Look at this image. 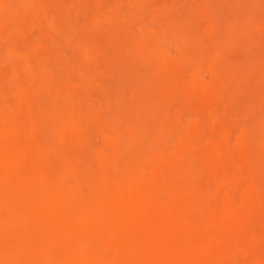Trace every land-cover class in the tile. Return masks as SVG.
Here are the masks:
<instances>
[{
	"label": "bare ground",
	"instance_id": "obj_1",
	"mask_svg": "<svg viewBox=\"0 0 264 264\" xmlns=\"http://www.w3.org/2000/svg\"><path fill=\"white\" fill-rule=\"evenodd\" d=\"M113 1H115V0H113ZM124 1H126V0H124ZM135 1H139V0H135ZM117 2H118V0H116V3ZM126 2H124V4H122V5H124V7H122V6L121 7L124 9L125 8H127V9H125V10L122 9V10H123V12L124 11L127 12L129 9L127 14H130V13L132 14V11H130V10H132V8H134V6L133 7L132 6L127 7L125 5ZM164 2H166V1H164ZM46 3H47V1H46ZM57 3L55 2V4H57ZM36 4H37L36 0H0V34L5 36V37L6 36L10 37V38L13 37L14 32L11 30L13 28H10L9 24L13 23V22H14V24H15V22L22 23L23 18H25L27 14L30 15V14L34 13L33 11H34V7H36ZM112 4H113V2L109 3L108 5L110 6ZM236 5H237V3H236ZM48 6L50 8V5H48ZM93 6H94V4H93ZM145 6H148V4ZM130 7H132V8L130 9ZM144 8L146 9V7H144ZM147 9H148V7H147ZM198 9L196 12H199L200 9L199 10ZM135 10L136 9H134L133 12ZM148 11H150V9ZM156 12H158V11H156ZM189 12H187V13H189ZM191 14H192V10H191ZM191 14H190V16H191ZM194 14L197 15V13H194ZM194 14L192 15V17L194 16ZM135 15H137V14H135ZM148 15L150 17V13H148ZM148 15H146V17ZM41 16H43V15H41ZM47 16L49 18V15H47ZM98 17H99V15H98ZM181 17L183 18V20H185V18L187 16L182 15ZM181 17H180V19H179V17L174 19V23H176L177 19L180 22L183 21L181 19ZM142 18H144V17L142 16ZM153 18H156V17H153ZM51 19H53V18H51ZM168 19H169V17H168ZM54 20L56 21V19H53V21ZM186 20L185 21L188 22V24H190V25L191 24L193 25V23L194 24L196 23V21H194V19L191 20V19H188V17ZM189 20H191L192 22L189 23L190 22ZM31 21H33V20L31 19ZM31 21H29V22H31ZM48 21H51V20H48ZM185 21H183L184 23L182 24L184 26L186 23ZM235 21H236V19H235ZM33 22H35V20ZM76 22H78L77 19H76L75 23ZM141 22H142L141 23L142 25L145 23L143 21H141ZM171 22H173V21L170 20L169 26L167 25V27H169L170 29H171V27H170ZM180 22L177 21V23H179V24H180ZM71 23H73V25H75L74 22H71ZM88 23H89V21H88ZM200 23L201 22L199 20V25L201 26L202 23L201 24ZM78 24H82V23L78 22ZM83 24H85V23H83ZM136 24L138 26V22H136ZM155 24H156V22H155ZM24 25L25 24H23V26ZM161 25L162 26H160V25L159 26L163 27L162 23H161ZM196 25L194 26L195 30H196ZM231 25H233V24H231ZM15 26H16V24H15ZM102 26H104V22L102 23ZM113 26H115V25H113ZM134 26H135V24H134ZM134 26L131 29H134L135 28ZM154 26L157 27L156 25H154ZM184 26L180 27L181 31H184V33L182 32L184 34L183 36H185V34H186V32H185L186 28L191 31V29L189 27H186V26L184 27ZM16 27H18V26H16ZM16 27L14 29H17ZM49 27H51V26H49ZM80 27H82V26L80 25ZM151 27L154 28L153 26H151ZM194 27H192V28H194ZM21 28L22 27L20 25V28H18V30L22 31ZM83 28H84V25H83ZM139 28H140V26H139ZM224 28H226V27H224ZM66 30L64 29L63 33H65ZM134 30L136 31V29H134ZM144 30L145 29L140 28V32L138 33L137 32L138 29H137L136 34L140 35V33H142V36L140 37V39L137 37L138 40L135 39L134 37H132L131 40L133 41V43L130 46V47L134 46V49H133L134 53H132V54H135L137 56V58H138L137 60L140 61V59H141V61H143V62L150 63L152 65V67L155 66L154 71L151 70L152 73L149 72L150 74H152V75L148 74L149 78L147 77L148 75H146V74H145V76L143 75L144 72L142 73V71H144V70L146 73V68H144V66H143L144 64L142 63L143 64L142 65L143 67H141L142 69L138 66L139 72L141 70L142 74H140L141 79L139 78V76L136 78L139 79L138 82L142 81V82H140V85H139V88L142 85L141 89L143 88V85H145L146 87L148 86V88H149V86L152 84L151 79L155 78L153 76V74H154L153 72H156L155 71L157 69L156 67L158 66V68H160L159 69V71H160V70H162L161 67L165 63V60L161 56L162 55L161 49L158 48V45H156V41H155L154 37L153 38H152V36L147 37L146 36L147 32H145ZM189 30H188V32H189ZM200 30H201V27L199 28V31ZM230 30L233 31L234 28L230 29ZM32 31H33V33L37 32V31L34 32V30H32ZM88 31H90V30H88ZM121 31L119 28V30H117L118 34H120ZM196 31H195V36L199 34V33L196 34L198 32V31L197 32ZM148 32H150V31H148ZM227 32H230V31H227ZM50 33L53 34L52 32H50ZM61 33L62 32H60V34ZM123 33H124V31H123ZM234 33H235V31H234ZM190 34L191 33H189L188 35H190ZM216 34H217V31H216ZM36 35H37V33H36ZM39 35H40V33H39ZM188 35L185 36L187 39L182 38V36H179L180 37L179 40H181V42L183 41V39H186L188 41ZM29 36H28V38H30L32 40V34ZM61 36H63V34ZM61 36L59 35V37H61ZM65 36H67V35H65ZM90 36H91V34H90ZM191 36L192 35H190L191 39L189 38L190 41L188 44H190V42L192 40ZM199 36H201V35L199 34L198 37ZM94 37H96V35H94ZM120 37L121 36H119V38ZM198 37L196 39H198ZM13 38L11 39V42H13ZM33 38H37V37L34 36ZM98 38L99 37L97 36V40H98ZM207 38H208V36H207ZM117 39H118V37H117ZM200 39L202 40L203 37ZM204 39L206 40V38H204ZM208 39H210V38H208ZM72 40H74V39H72ZM72 40H70V43ZM121 40H122V38H121ZM172 40H174V38ZM175 40H174L175 42H177V41L180 42L177 38H175ZM2 41L5 42L3 40V38H2ZM37 41L38 40H36L35 42H37ZM41 41L45 42V40H41ZM62 41H64V40H62ZM100 41H101V39H100ZM129 41H130V38H129ZM56 42H59V41L56 40ZM17 43L20 45L19 42H17ZM48 43H50L49 44L50 48H52L51 46H53V45H51V42H48ZM48 43H45V45ZM166 43H164V44H166ZM223 43H221V41H220L219 45L222 44V47L225 48V45H223ZM233 43H234V41H233ZM4 44H6V43H4ZM4 44L2 45L1 48H2V50L6 48V52L4 50L5 55L9 56V58L12 57L11 59L14 58L13 60H15V59L17 60L16 65H14L16 63L15 61H13V62H15L14 64H11L10 59L4 55L5 58H7L9 60L11 66H12V67L10 66L11 70H10V75H9L10 78L9 79L10 80L15 79V81H16L17 79H19L22 76L23 73H24L23 77L25 76V73H28L27 77H31V75L34 74V71H33L32 66H31V62H34V61H32L33 56L30 53L31 49H33V48H31L29 52L25 50L26 51L25 53H22V52L20 53L19 50L16 51L18 47L16 49H13L10 47L11 44L10 45L8 44V46L10 48L7 49V45L4 46ZM13 44H14V42H13ZM31 44L32 43H30V45ZM161 44L162 45H159V46L162 47L163 43H161ZM19 45H17V46H19ZM103 45H105V44L103 43ZM181 45H182V43H181ZM206 45H207V43H206ZM14 46H12V47H14ZM178 47H179V44H178ZM200 47H202V46H199V49H200ZM228 47H229V45H228ZM193 48H191V49H193L192 51L197 49V47L196 48L193 47ZM211 48L213 49V47H211ZM216 48H219L218 45ZM53 49H55V47ZM117 49H118V47H117ZM191 49H190V51H191ZM226 49H227V47H226ZM2 50H1L0 55H2ZM22 51H23V49H22ZM207 51H209V50H207ZM196 52H200V51L196 50ZM203 52H204V50L202 49V53ZM206 52H205V55H206ZM215 52H216V50H215ZM246 52H247V50H246ZM107 53H108V51H107ZM110 53L111 52H109V54ZM194 53H195V51H194ZM89 55H91V54H89ZM113 55H114V53H113ZM135 55H133V57H135ZM222 55H223L222 57H225L226 51ZM253 55H254V53H253ZM2 56L0 58V64L2 63L1 59L4 58V56L3 57ZM74 56H76V52H75ZM130 56H131V54H130ZM207 56H209V55H206V57ZM78 57H80V56H78ZM139 57H141V58L139 59ZM198 57H196V58H198ZM213 57H212V59H213ZM227 57L228 56H226L224 58V60H225L224 62H226V60H228L227 62L231 66L228 65L227 62H226V64L224 62H222L221 61V60H223L222 58L220 60L221 62L220 63L218 62V63L220 65H221V63H222V65H225L224 67H225V71H226L227 75H229L227 70L229 69V71H230L232 68L236 69L233 71L234 74H236V73L238 74L241 71L240 69L243 68V65H241L242 63L239 64L240 67L238 65H237L238 66L237 67L234 64H232L233 62H231V60H229V58H227ZM75 58H77V57H75ZM171 58H173V57H171ZM230 58H231V56H230ZM254 58H256V57H254ZM7 59H6L5 64H7V62H8ZM131 59H133V58H131ZM162 59H163V61H162ZM199 59H197V61H199ZM212 59L210 61H212ZM76 60L78 61L79 59H76ZM155 60H156V62H155ZM200 60H203L202 57ZM127 61H129V59ZM192 61H193V59H192ZM205 61H207V60H205ZM130 62H131V60H130ZM135 62H136V60H134L133 63H135ZM215 62H217V60ZM263 62H261L260 65H257V66H260L261 68L263 67L262 69L264 71V66H262V64L264 65ZM206 63H209V61ZM206 63H205V65L207 66ZM33 64H35V63H33ZM113 64H115V62ZM196 64H197V62H196ZM119 65H120V63H119ZM138 65H139V63H138ZM151 65H149L150 68H151ZM244 65H246L247 68L249 67L247 64H244ZM254 65L255 64L251 65L250 68H248V69L246 68V69L247 70H250L253 68L255 69L256 67H254ZM8 66H9V64H8ZM106 66H108V65H106ZM127 66H130L129 62H128ZM135 66H137V65H135ZM149 66H148V71H150ZM241 66H242V68H241ZM246 66H244V68ZM3 67H4V65H3ZM6 67H7V65H6ZM121 67L123 68L124 65ZM132 67L136 68L134 66H132ZM224 67H222V68H224ZM244 68L242 71H244ZM261 68H259V69L256 68V69H258V71H260L259 73L262 75L263 72L261 71ZM186 69H188V68H186ZM194 69H197V68H194ZM246 69L244 71L245 73L247 72ZM115 70H117V69L114 68V71ZM119 71L121 72L122 69ZM137 71H138V69H137ZM216 71H218V70H216ZM83 72H85V71H83ZM126 72H128V75L131 74V73H129L130 71H128V70H126ZM126 72L123 71L120 76L123 78L124 77L123 73H126ZM233 72H231V74H233ZM74 73H75V71H74ZM113 73L119 74L118 70L113 72ZM29 74H31V75H29ZM216 74L218 75V72ZM256 74H258V73H256ZM116 75H115V77H116ZM157 75H159V74H157ZM171 75H173V74H170V77L172 78ZM238 75H240V74H238ZM244 75L245 76H242V74H241V76H242L241 80L238 81V79H237V82H239V84L237 83L238 87H239V88L237 87V89H239V92H241V89L243 92V88L248 86L249 84H250L249 87L252 86L251 80L246 77V74H244ZM259 75H258V77H260V79H261V75L260 76ZM61 76H62V74H61ZM198 76H200V75H198ZM220 76L218 75L217 77H220ZM6 77H8V76L5 75L4 78H6ZM118 77H119V75H118ZM142 77H144V78H142ZM145 77H147L149 79L150 84L148 83L149 81L143 82L144 80L147 79ZM237 77H239V76H237ZM245 77L251 83L248 82L249 83L248 84L247 83L248 80H246ZM258 77H255V78L258 79ZM79 78L80 77H78V79H74V80L81 82L83 79L81 80V78H80L81 81H79ZM134 78L135 77H133V74H132V76L130 77L131 81H129V85L128 84L126 85V82L123 81L125 83V85L129 87V89H127V91H125V89H123V92H125V94H127V92H131L129 90L133 86H135V83L132 84L133 83L132 81ZM160 78L162 79L163 77H161V75H160ZM255 78H254V80L256 82L254 81V83H255V85L258 84V85H256V87L260 86L259 85L260 84L259 79L256 80ZM96 79L98 81H100V80L104 81V78L100 79V80H99V78H96ZM137 79H135V80H137ZM166 79H167V81H165V82L168 83V78L166 77ZM185 79H188L187 75H185ZM194 79L196 80L197 78L194 77L191 80L194 82L195 81ZM225 79H223V80L225 81ZM234 79H235V77H234ZM234 79L233 78L231 79L232 82L229 80L231 85H228L229 87L227 86V87H225V89L224 88L221 89L220 88L222 86L221 82H219L218 80L215 81V79H214L213 83L215 82L214 85L215 84H217V85H215V88H213V89L214 90L216 89L215 91L219 92L217 90V88L219 87L221 89V91L223 89L225 91V93L223 91H222L223 93H221V94H223V96H221V94L220 95L217 94L218 97L219 96L226 97L228 92H229V91L227 92V90H232V89L234 90L233 87L237 86V85H235L236 83L234 82ZM22 80H24V79L22 78ZM31 80H32V77H31ZM36 80H37L36 81L37 83L36 84L33 83L34 85H36V88L34 89L35 91L33 93H30L29 89L28 90L25 89V87H24L25 84H23L24 83L23 81H22L21 85L19 84L15 88L16 90L15 89L13 90L12 95H11V93H9V90H8V92L6 91V93L8 95H6L4 90H3L4 93H2L3 91L1 92L2 94H4L3 96H7L8 98L11 97L10 101H13V98H14L13 96L15 95V99H14L15 101H13V103L15 102V104L10 105L11 102L7 101L9 99L6 98L7 100L6 101L4 100V103L7 102L8 106L4 105L2 103L3 102L2 94L0 93V264H264V262H262V261H264V259H263L264 256L261 257V255H260V254H262L261 252H264V245L262 246V244H264V241H263L264 239H262V238H264V235L262 234V232L259 231V226H260V228H262V227L264 228V214L262 213L263 214L262 215L263 220L260 218H257V217L252 218L253 219L252 220L251 219L252 215L250 217H248L249 214H251V212L247 213V212H249V210H251L252 212L253 211H255V212L259 211V206L260 205L262 206V204H258L259 201H262V200H259L261 198L260 195H264V190H263V187H264L263 184L264 183H263V181L260 184V181L264 176H262V178H261L258 175L259 173L262 174L264 172V165L261 166V164H263V163H261L263 161V159H261L262 156L258 157L259 154L262 155L261 150L264 149V140L263 139H259V140L255 139L253 134L255 132L257 134V131L256 130L254 131V128L249 127L250 130L252 129L254 131V132H252V130H251L252 138L254 137L253 139H255V142H257V145L261 148V150H260L259 154L249 153L250 155L252 154L251 156H254L253 154H255L254 158L250 157L248 154H246V159H247V157L248 158L250 157L252 159V161L250 160V158H249V160L247 159L248 160L247 162H249V164L247 163L248 167H247V165H244V164H246V160H245V163L243 162L242 163L243 165L241 166L242 158L244 156V153H246V152H244L243 147H246L247 144H250L251 142H252L251 144H253V145H255V144H254L252 138L250 139V136L248 138L250 140H247L244 138L247 135H249L246 132V130H248V128L245 129L246 125L241 130V134L239 135L240 137L237 140H235V143L243 150L242 152H244L243 155H241L242 156L241 160H240V158L237 157V156H239L238 153L232 151L234 149H231V148H235V146H237V145L232 146L230 144L231 141L229 143L231 146H227L228 148L231 147L229 149L230 151L225 149L226 146H225V148H224V146L222 148V150L224 149L226 151L224 153H227V151H228V153L229 152L233 153L234 159L232 158V160H235L237 168L241 169V167L245 166V168L243 167L242 170L246 169V171L249 172V175L257 172V175L259 177V179L257 178L258 179V183H257V179L255 178L256 176H253L255 179L251 180V179H249L250 176H248L246 174L247 172L244 170L245 171V173H244L241 170L240 173L243 172V175L246 174L245 176H247L248 178L242 177L238 181V180H234V179H236L237 176H239V173L237 174V176H235V178H233L234 175L232 173H234L235 171H233L234 169L231 166L226 165L225 167L224 166L222 167V169L223 168L227 169V171H226L227 174H228V171L230 170L229 174H228V175H230L229 178H227L226 174L220 172V171H222L221 168H220L221 170L217 169L219 167L218 164H220V160H222L221 156H222L223 151L220 149L218 144L213 143V142L209 143V140H210L209 138L211 136L214 137L212 134H211V136L208 137L209 140L207 139L208 140L207 144L203 143V142L199 143V141H201L203 139V137H205L204 134L208 135V134H206L208 132L207 127L205 129L207 132L205 131L203 133V137L201 138V140L199 139L198 143H197V149H200V146H201V148H203L202 147L203 145H201V144H206L207 145L206 149L205 150L203 149L204 151H203V153H200L201 155L198 153L199 159L196 158V161H198V162L193 163V165H196L195 163H197L196 166H198V167H199V165H201L202 168L198 169L197 167H193L192 165L181 164L180 160L182 159V160H184L183 162H185L186 157H188V158L190 157L193 160V157L190 156V152H192V149L190 147H185L184 145H186V143L184 145L182 144L183 136L180 134L179 130L175 131V133H177V132L179 133L176 136V138H174V135L172 136V134H171L172 130L170 129V126H169V124H171V123L169 122L168 126L166 125L168 123V119L162 120L160 117L158 120L156 118L157 115H159V114H157V110H156L157 108H155V106H153V104H149L150 103L149 101L151 100L150 97H149V99H150L149 101H148V99H145L142 101V99L140 98L139 100H136V102H133V103H131V100L128 99L130 103H128V106H125V109L127 107H129L131 109V113H129L130 117H135V116L138 117V115L134 116L133 111H137L138 113L145 112V114L147 112L149 115H154L156 118L155 122L152 121L154 119H152V118L149 119V117L146 118L147 120L149 119L146 122L145 121L146 119L144 118L145 116H142L140 114L141 116H139L138 119H137V117H135L133 122H134V124H136L138 126L139 125L138 122H141L144 119V122L143 121L141 122V124L143 123L141 126H143V125L144 126L140 130L136 126V128H137L136 132H133L134 130L132 128L125 127L129 123L130 124H133V123L128 121L129 119L124 120L125 117L122 116V118L124 117L123 120L126 121V122H124L121 119V122L118 123L121 126L124 125L122 128H119L120 125H115L111 128V130L106 129V130L111 131V133H109V131H107V133H106L105 129H104V131L99 130V132H97L96 131L97 128L95 131L93 128H91V126H93L92 125L93 121H91V119L94 118V117H92L94 114L93 115H90L89 113L87 114L86 110L84 112H82V111L81 112H79V111L74 112V111H76V109H73V108L76 106L73 105L72 101H75V103H77L76 101H78V100H76V97H73L72 100H68L69 103H67V100H66L67 104L64 102L66 105L63 104V106H60V105H58V103H59L58 101H60V100L55 101V86L53 85L54 84L52 82L53 80L51 82H49V81L42 82L41 79H36ZM57 80H59V79L57 78ZM117 80H119V79H117ZM124 80L126 81V79H124ZM154 80H156V78ZM242 80H243V82H242ZM245 80H246V82H245ZM4 81H5V79H4ZM28 81H29V79H28ZM114 81H115V79H114ZM158 81L160 82V80L157 79L156 84H152L153 88H154V85H157ZM257 81H258V83H257ZM262 81H264V80H262ZM262 81H261V83L263 85L264 83ZM7 82H6V84H7ZM86 82H88V81H86ZM123 82L120 83L118 81L117 87H119L118 84H120V86L121 85L123 86L124 85ZM229 82H227V83H229ZM11 83L13 84V82H11ZM81 83H83V82H81ZM142 83H144V84H142ZM145 83H148L149 85L145 84ZM246 83H247V85H246ZM1 84H3V83H0V89H5L4 87H2ZM27 84L28 83L26 82V85ZM104 84L105 83L103 82V85ZM130 84L133 86L131 87ZM158 84H160V83H158ZM164 84L165 83H163L162 85H164ZM187 84H189V83L187 82ZM191 84H192V82H191ZM191 84H189V85H191ZM242 84H244V85H242ZM4 85H5V83H4ZM202 85L205 86L206 84L203 83ZM223 85H224V83H223ZM232 85H235V86L232 87ZM262 85L260 87H262V90H264L263 89L264 85L263 86ZM216 86H217V88H216ZM8 87L9 88H7V89H11V86H8ZM113 87L116 88V85H114ZM170 87L171 86H169V88ZM249 87L247 89H249ZM155 88H157V86ZM12 89H13V87H12ZM209 89H211V88L209 87ZM247 89H245L244 91H246ZM146 90L147 89L143 88L142 92L143 93L147 92ZM254 90H258V87L256 89L254 87L253 91ZM259 90H260V92H262L260 88H259ZM137 91H138L137 95H139V89L138 90L135 89V93ZM155 91L156 92L154 94L157 93L156 89H155ZM198 91H199V89H198ZM235 91H238V90H235ZM83 92H84V90H83ZM88 92H90V91H88ZM112 92H113V95L111 94L110 97L112 96L111 98L113 100H114L113 96L116 97V96H118V94L123 95V94H120L121 92H119L117 95H116L115 91H112ZM114 92H115V94H114ZM94 93H93V95H94ZM198 93L200 94V92H198ZM205 93H208V92H205ZM250 93H251V90H250ZM237 94H238V92L237 93L235 92L234 94H232V97L233 96L236 97ZM242 94H244V92ZM254 94H252V95L255 96V98L257 99V97H259L258 96L259 93H256L255 95ZM260 94H262V93H260ZM29 95L38 96V99H37L38 101L37 100L31 101V99L34 97L30 96V99H29ZM181 95H182V93L180 92V96H178L176 98H180ZM240 95L241 94H239V97H241ZM143 96H144V94H143ZM229 97L231 98L230 94H229ZM262 97L264 98L263 95H262ZM84 98H85V95H84ZM104 98L105 97L101 98V101ZM118 98H119V96H118ZM127 98H129V97H127ZM252 98H251V101H252ZM82 99L83 98H81L80 99L81 101H79V102L80 103L83 102L84 105H83V103H81V104L77 103V105L79 104L78 106L82 105L83 107L87 106L88 104L85 105V103H86L85 99L86 98L83 101H82ZM131 99L133 100V98H131ZM234 99L235 100H241V99H236V98H234ZM105 100L106 99H104L103 101H105ZM190 100H192V99H190ZM198 100H194L195 101L194 104L198 105V103H197V102H199ZM259 100H260V97L258 98V100H256L258 102L255 101L256 103H254V105L256 104V106H258ZM101 101L100 102L96 101V103L91 102L90 104H91V106H93L92 103H95L97 105L99 103V106H100V103H102ZM106 101H105V103H106ZM155 101H156V99H155ZM174 101H176V100H174ZM194 101H192V102H194ZM184 103L187 104V101H185ZM244 103L247 104V102H244ZM260 103H261V101H260ZM102 104H104V103H102ZM112 104H111V106H112ZM212 104H214V103H212ZM246 104H245V106H248ZM263 104H264V102H263ZM113 105H115V104H113ZM171 105H172V103H171ZM176 105H178V103H176L174 106H176ZM179 105H181V103ZM196 105H194V106H196ZM252 105L253 104L251 103V107H252ZM104 106L105 105H101L100 109L103 110ZM117 106H119V108L122 110V108H121L122 105L120 107V104L119 105L117 104ZM117 106H116V108H117ZM191 106H193V105H191ZM220 106L221 105H218V106L216 105V108H220ZM113 107H112V109H110V111L113 110ZM171 107H173V106H171ZM199 107H200V105H199ZM209 107L210 106L205 107V109L208 108V112H206L207 113L206 115H208V116H205L204 115L205 112L203 111V116H204L203 117L201 110H200L201 112L196 110L199 112L198 114L195 112L198 117L199 116H200V118L203 117L201 119L202 120L204 119L206 122H207L206 119L210 120L209 116L211 114H209ZM262 107L264 108V106L261 104V106L258 107V109L260 108L259 110H261ZM119 108L115 109V107H114V109L116 111ZM174 108L176 109V107H174ZM79 109H81V108H79ZM245 109H246V107H245ZM127 110H129V109H127ZM170 110H173V109L171 108ZM242 110H241V112H242ZM256 110H257V107H256ZM161 111H162V108H161ZM191 111H192V109H191ZM216 111L217 110H215L214 113H216ZM251 111L255 112L253 110H251ZM100 112H101V110H100ZM114 112H112V113H114ZM163 112H164V110H163ZM173 112L175 113V110ZM181 112H182V110H181ZM185 112L183 113V115H186L188 118L189 114H187L188 113L187 110ZM219 112L221 113V111H219ZM219 112H217V113H219ZM241 112H239V113H241ZM257 112H261V114H264L262 111L257 110ZM257 112H256V114H257ZM22 113H23V115H21ZM24 113L26 114L25 118H24V116H25ZM127 113H128V111H127ZM211 113H212V111H211ZM100 114H99V116H100ZM104 114H107V113L105 112ZM109 114H110V112H108V115ZM191 114L194 115V112L193 113L191 112ZM222 114H220V115H222ZM242 114H243V112H242ZM251 114L252 113H250V115ZM253 114L255 116V113H253ZM218 115H217V117H218ZM250 115H249V117H251ZM109 116H107V117H109ZM125 116H127V115H125ZM195 116H193V118H191V117L188 118L186 120V122H188V120H189V122H192L193 120H195ZM223 116H225V115L223 114ZM22 117L24 119H26V121L24 123L23 122L21 123L20 118H22ZM103 118L106 119L107 121L109 120L106 118V116L105 117L103 116ZM141 118H142V120H141ZM263 118L264 117L262 115V118L260 117L258 119L262 121ZM181 119H183V117ZM135 120L136 121L138 120V122H136ZM172 120H173V118H172ZM202 120L201 121L198 120V121L201 123L202 122L205 123V121L204 120L202 121ZM220 120H223V117L220 118ZM220 120L218 119V121H220ZM256 120H257V118H256ZM127 121H128V123H127ZM149 121L154 122V123H152L150 128H148V130H147V127H149V125H148ZM252 121H253V119L251 120V123H252ZM184 122L185 121H183V123ZM113 123H114V121H113ZM123 123H127V124H123ZM204 123L200 124V126L197 124V126L202 127V129H203V127L205 125ZM115 124H117V122ZM262 124H264V123H262ZM89 125H90V127H89ZM110 125H112V124H110ZM207 125H208V122H207ZM212 125H213V122H212ZM212 125L210 127H212ZM254 125H255V122H254ZM257 125L258 124H256V126ZM171 126H172V124H171ZM222 128L224 129V131H220L217 134L219 139H222L225 136V134L227 135V133H225V128L224 127H222ZM237 128H238V126L235 128L236 131H238ZM260 128L261 127H259V129ZM145 129L147 131L142 132ZM186 129H187V127H186ZM196 129L197 130L199 129L200 132L204 130V129L201 130V128H196ZM208 130H209V127H208ZM260 130L263 131V129H260ZM92 131H94L96 133H93ZM137 131H139V133ZM231 131H233V130H231ZM91 132H92V134H94V139L89 138V140L91 139V141L93 142L92 143L93 145L90 144L91 141H89L88 137H86L88 134H91ZM193 132H195V131H193ZM234 132H235V130H234ZM97 133H99L103 139V144H101V146H99V144H100L99 140L101 139V137L99 134L97 135ZM261 133H263V132H261ZM186 134H190V132H188ZM198 134H199V131H198L197 135ZM230 134H231V132H230ZM95 135L98 136L97 143L95 140V137H97V136H95ZM262 135H264V134H262ZM184 137H185V135H184ZM194 137L195 136L192 135V140H194L193 139ZM216 137H214L215 138L214 140H216ZM261 137H263V136H261ZM173 138L175 139V141L174 140L171 141V144H168V145L165 144V141L167 139L171 140ZM231 138H233V137H231ZM244 139L247 141L245 142ZM168 140L166 142H168ZM195 141L197 142V140H195ZM249 141H250V143H247ZM198 144H200V145H198ZM220 144H226V142L220 143ZM251 144L248 145V147L251 146ZM68 146L70 148H68ZM97 146H99V147H97ZM181 146H183V150H180ZM72 147H73V149L76 148L75 150H77V151L73 150ZM259 147H257V149ZM66 148H68V149H66ZM195 148H196V146H195ZM254 149H256V148H254ZM79 150L83 151V153L85 155L84 154L82 155V152H80ZM84 150H85V152H84ZM245 150H247V149H245ZM237 151L239 152L240 150H237ZM249 151H250V149H249ZM250 152H252V150ZM262 152H263V150H262ZM232 153H230V154L232 155ZM263 154H264V152H263ZM226 157H228V155ZM235 157L238 158L240 161L239 162H238V160L236 161ZM256 157H257V159H256ZM228 160H229V158L226 160V162ZM258 160H260V161L262 160V161L260 162ZM224 162H225V160L223 162H221V165H223ZM235 162L232 163V166H235ZM259 162H260V164H259ZM227 163L230 164L231 163L230 160ZM253 163H254V166L256 167V171H255L254 167H253V169L252 168L249 169V167H250L249 165L253 164ZM255 163L257 165L259 164L260 167H263L262 168L263 170L259 169L261 172L258 171L259 165L257 167ZM79 164L83 165V167L79 166ZM206 165H208V167H209V168L207 167L208 169L205 168ZM228 166H229V168H228ZM195 169H197L196 172H195ZM203 169H205V171H208L209 176L204 178V176L201 175L202 176V180H201L200 175H196V174H198V172L200 173L201 170H203ZM251 169H252V172H251ZM205 173H206V175H208L207 172H205ZM235 173H237V172H235ZM240 175L242 176V174H240ZM255 175H256V173H255ZM231 178H233V179L231 180ZM205 179H210V182H206ZM241 180L242 181L246 180V181L242 182ZM262 180H264V179H262ZM201 182L202 183L206 182L207 185H206V183H204V184L206 186H208V184H209V187L202 185ZM235 182H237V183H235ZM228 183L229 184L231 183L230 184L231 187L228 185ZM237 184H239V185H237ZM227 185L229 187H227ZM232 186L233 187L236 186V188H233L234 189L233 190ZM237 186H239L240 188H238ZM204 187H206V188H204ZM228 189L232 190L234 194L230 193V191ZM261 189H262L261 193L263 192L262 194H260ZM240 190H241V193L239 194L238 199H237L236 194H238V191H240ZM212 192H213V194L215 193L214 194L215 196H212L213 195ZM211 196L219 199V200L215 199L216 201H218L217 204H215L216 201L212 200ZM263 201H264V196H263ZM259 203H262V202H259ZM213 204H215V205H213ZM205 206H206V208H204ZM210 206H218V208H219V206H221V212L223 211L222 213H224L225 215L224 214L218 215L217 213L219 211L216 209H212V207H210ZM255 206H256V210H255ZM251 207L253 208V210ZM260 217H261V215H260ZM249 220L250 221L256 220L254 222L255 224L253 225V222L251 221V223H252V225H251ZM259 221H261V222H259ZM257 222L259 223L258 226H256ZM248 224H249V226H251L253 228L255 227V228L253 229L251 227H249V228L246 227V226H248ZM256 227L258 230L256 229ZM250 228H251V230H253L252 233L250 231ZM247 229H249V230H247ZM259 232L262 234V236ZM256 234H258V235L260 234V236L257 237ZM243 236H244V238H243ZM259 237L262 239L263 243L261 242V239H258ZM241 238H243V239L240 240ZM258 241H260L262 243L261 246L263 248L260 247L261 249H258V247L260 246ZM235 255H236V257L237 256L238 257L235 258L234 257ZM262 255H264V254H262ZM240 257L242 258L241 260H240ZM259 257H261V259Z\"/></svg>",
	"mask_w": 264,
	"mask_h": 264
},
{
	"label": "rangeland",
	"instance_id": "obj_2",
	"mask_svg": "<svg viewBox=\"0 0 264 264\" xmlns=\"http://www.w3.org/2000/svg\"><path fill=\"white\" fill-rule=\"evenodd\" d=\"M36 1H37V4H36V7H34V11H33L34 13H32L30 15L27 14L26 15L27 18L26 17L23 18L22 23L15 22L16 26H18V27L15 26L14 22L9 24L10 28H13L11 30L14 32V35H15V36L13 35L14 38L13 37L10 38V37H7V36L5 37V36H3V35L0 34V39H1L0 40V53H1V50H2L1 47H2V45L4 43H6V44H4V46L7 45V49L10 48V47L13 48V49H16L18 47L19 49L17 48L16 51L19 50L20 53L21 52L22 53H25L26 51L29 52L30 49L33 48V49H31L30 53L33 56L32 61H34V62H31V66H32V69L34 71V74H32V75L29 74V75H31L32 80H31V77H27V74L28 73H25V76H24L25 78L23 77V75H24V73H23L22 76L19 79H17L18 81L17 80L15 81V79H11V80L9 79L10 78L9 77L10 70H11V67H12L11 64H14L16 62L14 64V65H16L17 64V60L16 59L13 60L14 58L11 59L12 57L9 58V56L5 55V52H6V48H5V49L2 50V55L3 56L5 55L6 57H8L10 59V61H11V64H10L9 60L7 58H5V56H4L5 59L4 58L1 59L2 63L0 64V83H3L1 85L5 89H0V93L3 90L6 93V91L8 92V90H9V93H11V95H12L13 94L12 93L13 90L19 84L21 85L22 84V81L24 82L23 84H25L24 85L25 89H27V90L29 89L30 93H33L35 91L34 89L36 88V85H34L33 83H35V84L37 83L36 82L37 81L36 79H41L42 82H46V81L51 82L53 80L52 82L54 83L53 85L55 86V101L60 100V101H58L59 102L58 105H60V106H63V104L66 105L67 103H69L68 100H72L73 97H76V100H78L76 102L79 103V104H81L83 102L80 103L79 102V101H81L80 99L83 98L82 99V101H83L86 98L85 99V101H86L85 105L88 104L87 106H85V107H83L82 105L81 106H78L79 104L77 105V103H75V101H72L73 102V105L76 106V107L73 106L74 107L73 109H76V111H74V112H78V111L79 112H81V111L84 112L86 110L87 111V114L88 113L90 115H93L94 114L92 116L94 118L93 119H91L92 117L90 118L91 121H93V123H94V124L92 123L93 126H91V128H93L94 131L97 128V130H96L97 132H99V130H103L104 131V129H105V131L107 133V131L111 130V128L113 126L120 125L118 123L121 122V119H122V121H124L126 119H129L128 121L132 122L133 124H130V123L127 124L128 121H127V123H123V124H127L125 127H130V128H132L134 130L133 132H136V129L137 128L140 130L144 126V125L141 126L143 124V123L141 124V122L142 121L144 122V119L142 120V118H143L142 117L141 118L142 121L140 120L141 122H138V120L137 121L135 120L140 125V126L139 125L137 126L133 122V120L135 119V117H137L135 115H138V117L141 116V115L142 116H145L144 117L145 119L148 118V117H149V119L152 118V119H154V120H152L154 122L156 121L155 120L156 118L159 120L160 117H161L162 120L168 119V123L166 125L168 126V124L170 122L172 124V126L174 127L173 128L171 126V124H169L170 129L172 130L171 131L172 136L174 135V138H176V136L179 133L178 132L175 133V131H178L179 130L180 131V134L183 136L182 144L184 145L186 143V145H184V146L185 147H190L192 149V152H190V156L193 157V160L190 157L189 158L186 157L185 158L186 161L183 162L184 160L181 159L180 160V163L183 164V165L184 164L192 165L193 167H197L198 169L199 168H202V166L199 165V167H198V166H196L197 163H195L196 165H193V163L194 162H198V161H196V158L199 159L198 153L199 154L200 153H203V151L206 149V146H207L206 144H207V142H208L209 139H210L209 140V143L210 142H213V143L218 144V146L220 147L221 150H222L223 146H224V148L226 146L225 149L228 150V151H230L229 149L231 147L228 148L227 146L237 145L235 143V140H237L240 137L239 135L241 134V130L246 125L245 129L248 128V130H246V132L249 135H247L248 137L246 136L247 138L244 137L245 139L250 140L252 138V133H251V130L252 129L250 130L249 129V127H250V128H254V131L255 130L257 131V134H256V132L253 134V136L255 137V139H257V140L263 139L264 140V135H262V134H264V128H263L264 127V124H262V123H264V121H263L264 118L262 119V121L258 119L260 117L262 118V115L264 117V114H261V112H257V110H258V111H262L264 113V108L263 107H262L263 109L261 108V110H259L260 108L258 109V107H260L261 104L264 106V104H263L264 98L262 97V95L264 96V92H263L264 90H262V87H260L262 85L261 81L264 80V71L262 69L263 67L261 68L260 66H257V65H260V63L264 61V0H240V1L239 0H139V1L126 0L127 2L123 0L124 2H126L125 5L127 7H129V6H132L133 7L134 6V8L130 7V9L132 8V10H130V11H132V14L131 13L130 14H127L128 11H129V9H128L127 12H125V11L123 12V10H125L127 8H125V9L122 8V7H124V5H122V4H124V2L122 0H118L117 3H116V0L115 1H113V0H79V1L78 0H36ZM46 1H47V3H46ZM164 1H166V2H164ZM55 2L56 3L58 2V3L55 4ZM111 2H113L114 5L112 4V5L109 6L108 4L111 3ZM236 3H237V5H236ZM93 4H94V6H93ZM144 4L145 5L148 4V6H145ZM48 5H50V8H49ZM144 7H146V9ZM147 7H148V9H147ZM134 9H136V10L133 12ZM149 9H150V11H148ZM197 9L199 10V12H196ZM191 10H192V14H191ZM156 11H158V12H156ZM187 12H189V13H187ZM193 12L194 13H197V15L194 14ZM148 13H150V17L148 15ZM135 14H137V15H135ZM190 14H191V16H190ZM193 14H194V16L192 17ZM41 15H43V16H41ZM47 15H49V18H48ZM98 15H99V17H98ZM146 15H148V16L146 17ZM182 15H186L188 17V19H191V20L194 19V21H196V23L195 24L193 23V25L191 24L192 25L191 26L190 24H188V22H186L187 21L186 20L187 17L186 18L184 17L185 20H186L185 21L181 17ZM142 16L144 18H142ZM153 17H156V18H153ZM168 17H169V19H168ZM177 17H179V19L181 17V19L186 22L185 23V26L186 27H189L191 29V31H192L191 32L187 28H186V31H185L186 32L185 36H187L189 33H191L190 35H192L191 36L192 37V40H191L190 44H188L189 41H190L189 40L190 35H188V41H187L186 40L187 38L185 36H183L184 35L183 34L184 31H181V28H180L181 26H184V25H182L184 22L181 21L182 22L181 23L177 19L176 20V23H174V19H176ZM51 18L56 19V21L55 20L53 21V19H51ZM31 19L33 21L35 20V22L31 21ZM76 19H77V21L79 23H82V24H78V22L75 23ZM235 19H236V21H235ZM48 20H51V21H48ZM170 20L173 21V22H171V26H170L171 29L169 27H167V25L169 26V24H170ZM191 20H189L190 21L189 23L192 22ZM199 20L202 23L201 26L199 25ZM24 21L25 22L27 21V22L25 23ZM29 21H31V22H29ZM88 21H89V23H88ZM141 21L145 22L144 23L145 25L144 24L142 25L141 24L142 23ZM177 21L180 22L181 25L179 23H177ZM71 22H74L75 25H73V23H71ZM103 22H104V26H102V23ZM136 22H138V26H137ZM155 22H156V24H155ZM83 23H85V24H83ZM161 23L163 24V27H160V26H162ZM230 23L233 24V25H231ZM23 24H25V25L23 26ZM134 24H135V26H134ZM20 25L22 27L21 28L22 31H19L18 30V28H20ZM80 25L82 27H80ZM83 25H84V28H83ZM113 25H115V26H113ZM154 25H156L158 28L155 27ZM195 25H196V30L198 32L195 30V27H194ZM49 26H51V27H49ZM133 26L135 27L134 29H136V31L138 29V31H137L138 33L140 32V28H142V29H145L144 30L145 32H147V35L145 34L147 37H149V36L150 37L152 36V38L154 37V39L156 41V45H158V48L161 49L162 55L161 54L160 55L165 60L164 65L161 67L162 70L159 71L160 68H158V66H157L156 67L157 69L155 70L156 72H153L154 73L153 76L156 78V80H154L155 78H152L153 80L151 79L152 84H156L157 79L160 80V82L158 81L157 82V85H154V88H153V85L152 84L149 86V88H148V86L146 87L145 85H143V88L144 89H147L146 90L147 92H144V93L142 92V89L143 88L141 89V86L142 85L139 88L140 82H142V81H139L138 82L139 79H137L136 77L139 76V78H140V74H142L143 72H144L143 73L144 76H145V74L146 75H148V74L149 75H152L150 73H152L151 70L154 71L155 66L152 67V65L150 63L141 61V59H140L141 57H139L140 61L137 60L138 59L137 56L135 54H132V53H134L133 52L134 46L133 47H130L132 45V43H133V41L131 40V38L134 37L135 39L138 40V38L140 39V37L142 36V33H140V35L139 34L137 35L136 34L137 32L134 29H131V28H133ZM139 26H140V28H139ZM151 26H153L154 28H152ZM15 27L17 29H14ZM192 27H194V28H192ZM200 27H201V30L200 31L202 33L199 31V28ZM224 27H226V28H224ZM119 28H120V31L122 30L120 32V34H118V32H117V30H119ZM233 28H234L233 31L230 30V29H233ZM64 29L65 30L67 29L65 31L66 34L63 33V30ZM32 30H34V32L35 31H37V32L33 33ZM88 30H90V31H88ZM188 30H189V32H188ZM123 31H124V33H123ZM148 31H150V32H148ZM195 31L197 32L196 34L199 33L201 36L203 35L202 36L203 39L206 38V40L205 39L204 40L203 39L201 40L200 38H202V37L201 36L198 37L199 34L195 36ZM216 31H217V34H216ZM227 31H230V32H227ZM234 31H235V33H234ZM50 32H52L53 34H51ZM60 32H62V33L60 34ZM36 33H37V35H36ZM39 33H40V35H39ZM31 34H32V40L34 39L33 41L30 38H28V36L31 35ZM62 34H63V36H61ZM64 34L67 35V36L69 35V36L67 37ZM90 34H91V36H90ZM59 35L61 37H59ZM94 35H96V37H94ZM34 36L37 37V38H33ZM97 36L99 37L98 40H97ZM119 36H121V37L119 38ZM179 36H182V38H186V39H183V41L181 42V40H179L180 39ZM207 36L210 39H208ZM117 37H118V39H117ZM197 37H198V39H196ZM2 38H3V40L5 42L2 41ZM12 38H13L14 44H13V42H11V39ZM121 38H122V40H121ZM129 38H130V41H129ZM173 38H174V40H175V38H177L180 42H178V41L175 42L176 40L175 41L172 40ZM69 39L70 40L74 39V40L71 41L72 44L70 43V40ZM100 39H101V41H100ZM36 40H38V41L35 42ZM41 40H45V42L44 41H41ZM56 40L59 41V42H56ZM62 40H64V41H62ZM220 41H221V43L224 42L223 45H225V48L222 47V44L219 45ZM233 41H234V43H233ZM17 42H19L20 45ZM48 42H51V45H53V46H51L52 48H50V45H49L50 43H48ZM102 42L105 45H103ZM30 43H32V44L30 45ZM45 43H48V44L45 45ZM161 43H163V46L162 47L159 46V45H162ZM164 43H166V44H164ZM181 43H182V45H181ZM206 43H207V45H206ZM8 44L9 45L11 44L10 47L8 46ZM178 44H179V47H178ZM17 45H19V46H17ZM217 45H218L219 48H216ZM228 45H229V47H228ZM12 46H14V47H12ZM199 46H202V47H200V49H199ZM54 47H55V49H53ZM117 47H118V49H117ZM193 47H195V48L197 47L196 50L197 51L199 50L201 53L200 52H196V50H194L195 51V53H194V51H192L194 49ZM211 47H213V49ZM226 47H227V49H226ZM191 48H193V49H191ZM22 49H23L24 52L22 51ZM190 49H191V51H190ZM202 49L204 50V52H203L204 54L202 53ZM4 50H5V52H4ZM207 50H209V51H207ZM215 50H216V52H215ZM224 50L226 51V56H228L227 58H229V60H231V62H233L232 64H234L235 66H237V65L239 66V64L242 63L241 65H243V68H244V66H246L244 64H247L249 66L248 68H250L251 65L255 64L254 67H256L258 69L261 68V71L263 72V73L261 72L262 75L259 73L260 71H258V69H256V68H255L256 70L254 68L253 69H250V70H247L248 69L247 66L244 68V71L247 68L246 71L248 73L247 72L245 73L244 71H242L243 68L241 66V68H242V69H240L241 71L237 68L240 71V72L238 71L239 72L238 74H240V75H238L237 73L234 74L233 71L236 70L235 68L234 69L232 68L230 70L231 72H233V74H231V72L228 69L227 71H228V74L229 75H227V73L225 71V67H224L225 65H222V63H221V65L219 64L221 61L222 62L225 61L224 58L226 56L225 57H222L223 56L222 54L225 52ZM246 50H247V52H246ZM107 51H108V53H107ZM75 52H76V56H74ZM109 52H111V53L109 54ZM112 52L114 53V55H113ZM205 52H206V55H209L210 57L209 56L206 57ZM252 52L254 53V55H253ZM89 54H91V55H89ZM130 54H131V56H130ZM228 54L231 56L232 59L230 58V56ZM2 55H0V58H1ZM133 55H135V57H133ZM78 56H80V57H78ZM75 57H77V58H75ZM171 57H173V58H171ZM196 57H198V58H196ZM201 57H202L203 60H200ZM212 57H213V59H212ZM254 57H256V58H254ZM131 58H133V59H131ZM191 58L193 59V61H192ZM210 58L212 59V61H210L211 60ZM221 58L223 60H221ZM6 59L8 60L7 64H5L6 63ZM76 59H79L80 61L79 60L77 61ZM128 59H129V61H127ZM163 59H162V61H163ZM197 59H199V61H197ZM130 60H131V62H130ZM134 60H136L135 63H133ZM205 60H207V61H205ZM216 60H217V62H215ZM13 61H15V62H13ZM113 61L115 62V64H113L114 63ZM208 61H209L210 64L209 63H206ZM227 61L228 60H226V62ZM128 62L130 64V66H127L128 65ZM137 62L139 63V65H138ZM155 62H156V60H155ZM196 62H197V64H196ZM226 62H224V63L226 64ZM33 63H35V64H33ZM119 63H120L121 66L124 65V67L122 68L119 65ZM205 63L207 64V66L205 65ZM8 64H9V66H8ZM227 64L230 65L228 62H227ZM3 65H4V67H3ZM6 65H7V67H6ZM106 65H108V66H106ZM135 65H137V66H135ZM142 65L144 66V68H146V73H145V70L144 69H143L144 71H142V73H141V70L139 72V67L140 68L143 67ZM149 65H151V68H150ZM132 66H134L136 68H133ZM148 66L150 68L149 69L150 71H148ZM262 66H264V65L262 64ZM222 67H224V68H222ZM114 68L118 70V73L119 74H117V73L114 74L113 73V72L117 71V70L114 71ZM186 68H188V69H186ZM194 68H197V69H194ZM121 69H122V71L120 72L119 70H121ZM137 69H138V71H137ZM126 70L130 71L129 73H131V74L128 75V72H126ZM216 70H218V71H216ZM74 71H75V73H74ZM83 71H85V72H83ZM123 71H125L126 73H123L124 74L123 75L124 77L122 78L120 75L122 74ZM217 72H218V75L219 76L221 75L220 77H217L218 76L216 74ZM256 73H258V74H256ZM61 74H62V76H61ZM132 74H133V77H135L133 79V81H132L133 82L132 84L135 83V86H133V85L130 84L131 87L133 86L134 88L132 87L133 88L132 89L130 87L132 90L130 89L129 91H131V92H127V94H128L127 95V94H125V92H123V89H125V91H127V89H129V87L126 86V85L127 84L129 85V81H131L130 80V77L132 76ZM157 74H159V75H157ZM170 74H173V75H171L172 78L170 77ZM241 74H242V76H245L244 74H246V77L249 78L251 80V82H252V86L249 87L250 84L248 82H250V81L245 77L246 80H248L247 83L249 85L246 86V87H244V88L242 87L244 94H242L243 93L242 92V89H241V92H239V89H237L238 84H239V82H237V79H238V81L242 79ZM259 74L261 75V79H260V77H258ZM5 75H7L8 77L4 78ZM115 75H116L117 78L115 77ZM118 75H119V77H118ZM149 75L147 76L148 78H149ZM160 75H161V77H163L162 79L160 78ZM185 75H187V78L188 79H185ZM198 75H200V76H198ZM236 75L239 76V77H237ZM78 77H80L81 80L83 79L81 81L80 78H79V81H81L83 83L74 80V79H78ZM147 77H145V78H147ZM166 77L168 78V83L165 82V81H167ZM194 77H196L197 79L196 80L194 79L195 81L193 82L191 79H193ZM234 77H235V79H234ZM255 77H258L259 83H260L259 85L260 86H257L258 87V90H254L253 91L254 87L256 89L257 88L256 85H258V84L255 85V83H254V81H255L254 78ZM22 78L24 80H22ZM57 78L59 80H57ZM96 78H99V80L104 78V81H102V80L98 81ZM142 78H144V77H142ZM148 78L146 80H144L143 82H148L149 81ZM232 78L234 79V82L236 83L235 85H237V86L232 85V87L235 86V87H233L234 90L233 89L232 90H227V92L229 91L228 94H227V96L226 97H221V96H223V94H221V93H223V92L225 93V91H224L225 87H227L228 85H231L230 82H229V80L231 81ZM4 79H5V81H4ZM28 79H29L30 82L28 81ZM114 79H115V81H114ZM117 79H119V80H117ZM124 79H126V81ZM135 79H137V80H135ZM214 79H215V81L218 80L219 82H221L222 86L220 88L221 89L224 88L222 90L223 92L221 91V89L219 87L217 88V86H216V88H217V90L219 92L215 91L216 89L215 90L213 89V88H215V85H217V84L214 85V83H215V82L213 83ZM223 79H225V81ZM255 79L258 80L257 78H255ZM246 80H245V82H246ZM10 81L13 82V84ZM86 81H88V82H86ZM118 81L120 83H122L124 81V82H126V85L123 82V84L125 86L124 85L123 86L121 85L122 86L121 87L120 84H118L119 87H117ZM6 82H7V84H6ZM26 82L28 83L27 85H26ZM103 82L105 83L104 85H103ZM187 82L189 84H191V82H192V84L189 85V84H187ZM227 82H229V83H227ZM242 82H243V80H242ZM262 82L264 83V81H262ZM4 83H5V85H4ZM148 83L150 84V81ZM148 83H145V84H148ZM158 83H160V84H158ZM163 83H165L164 84L165 86L162 85ZM203 83L206 84V85L205 86L202 85ZM223 83H224V85H223ZM247 83H246V85H247ZM257 83H258V81H257ZM142 84H144V83H142ZM114 85H116V88L113 87ZM242 85H244V84H242ZM8 86H11V89H7V88H9ZM156 86H157V88H155ZM169 86H171V87L169 88ZM12 87H13V89H12ZM209 87L211 89H209ZM248 87H249V89L251 88L250 89L251 90V93H250V90L247 89ZM259 88L261 89L262 92H260ZM135 89H137V90L139 89V95H137L138 94V91L135 93ZM155 89L157 90V93H156L157 95L154 94L156 92ZM198 89H199V91H198ZM245 89H247V90L244 91ZM263 89H264V87H263ZM83 90H84V92H83ZM235 90H238V91H235ZM4 91L2 93H4ZM88 91H90V92H88ZM112 91H115L116 92V95L119 92H121L120 94H123V95H119L118 94L119 98H118V96L115 95L116 97L113 96V98H114V100H113L111 98L112 96L110 97L111 94L113 95V92ZM115 92H114V94H115ZM180 92L182 93L181 97L180 98H176V97L180 96ZM198 92H200V94ZM205 92H208V93H205ZM235 92L236 93L238 92V94L236 95V97L235 96L232 97V94H234ZM253 92L255 94L256 93H259L258 96L260 97V100H259V103H258L259 105L258 106H256V104L254 105V103L258 102L256 100H258L259 97H257V99H256L255 96L252 95V94H254ZM93 93H94V95H93ZM260 93H262V94H260ZM143 94H144L145 97L143 96ZM217 94L218 95L221 94V96L218 97ZM229 94H230L231 98L229 97ZM239 94H241L240 96L242 98L239 97ZM3 95L4 94H2V100H3L2 103L4 105H7L8 106V103L5 102L6 103L5 104L4 103V100L6 101L7 99H9L7 101H10L11 100L10 99L11 98L10 97L11 95L9 96L10 98H8L7 96H3ZM6 95H8V94L6 93ZM84 95H85V98H84ZM30 96L34 97V98L31 99V101H35V100L38 99V96H36V95H29V99H30ZM13 97H14L13 98V101H15L14 100L15 99V95ZM103 97H105L104 99L107 100V101L105 100L106 103H105V101H103L104 99L101 101V98H103ZM127 97H129V98H127ZM149 97L151 98V100L149 99ZM131 98H133V100ZM140 98L142 99V101L145 100V99H148V101L150 100L149 101L150 102L149 104H153V106H155V108H157L156 109L157 110V114H159V115H157L156 118H155L154 115H149L147 112H146V114H145V112H143L144 113L143 114L142 112L138 113L137 111H133V114H134L135 117H130L129 116L130 115L129 113H131V109L129 107H127L125 109V106H128V103H130L128 99H130L131 100V103H133V102H136V100H139ZM234 98L241 99V100H235ZM251 98H252V101H251ZM155 99H156V101H155ZM190 99H192V100H190ZM66 100H67V103H66ZM174 100H176V101H174ZM194 100H198L199 101V102H197L198 105L194 104L195 103ZM13 101H10L11 102L10 105L11 104H15V102L13 103ZM96 101L97 102H100L101 101L104 104L100 103V106H99V103H98V105L95 104ZM185 101H187V104L188 105L184 103ZM192 101H194V102H192ZM260 101H261V103H260ZM91 102H95V103H92L93 106H91V104H90ZM111 102L113 104H115V105H113ZM244 102H247V104L244 103ZM171 103H172V105H171ZM174 103L175 104L178 103V105L174 106L175 105ZM180 103H181V105H179ZM212 103H214V104H212ZM251 103L255 107L253 105L251 107ZM111 104H112V106H111ZM117 104L118 105L120 104V107L122 105V107H121L122 110L119 108V106H117ZM245 104L248 105V106H245ZM83 105H84V103H83ZM101 105H105L104 108L102 107L103 110L100 109L101 108ZM191 105H193V106H191ZM194 105H196V106H194ZM199 105H200V107H199ZM216 105L217 106L218 105H221L220 106L221 109L220 108H216ZM113 106L115 107V109H117V108H119V109L116 111ZM116 106H117V108H116ZM171 106H173V107H171ZM206 106H210L209 107V114H211V115L209 116L210 120L205 118L207 120V122H208V125H207V122L203 119L205 121V123L202 122V123L205 124L204 127H203L204 130H203L202 127H199L200 124H202L199 121H201L202 120L201 118L204 117L203 116V111L205 112L204 115L205 116H208V115H206L207 114L206 112H208V108L205 109ZM244 106L246 107V109H245ZM112 107H113V110L110 111V109H112ZM174 107H176V109ZM256 107H257V110H256ZM79 108H81V109H79ZM161 108H162V111H161ZM171 108L173 110H170ZM99 109L101 110V112H100ZM127 109H129V110H127ZM191 109H192V111H191ZM250 109L253 110V111H255V110L256 111L255 112H252ZM163 110H164V112H163ZM174 110H175V113L173 112ZM181 110H182V112H181ZM186 110L188 112L187 114H189L188 115V118H190V117L193 118V116H195L196 113L198 114L201 111H202V116L203 117L200 118V116L198 117L196 115L195 116V120H193L192 122H189V120H188V122H186V120L188 118H187L186 115H183V113ZM196 110H198L199 112L196 111ZM215 110H217L216 113H214ZM241 110H242L243 114H242ZM104 111L107 114H104L105 113ZM127 111H128V113H127ZM211 111H212V113H211ZM219 111H221V113ZM108 112H110V114H109L110 116L108 115ZM112 112H114V113H112ZM191 112L192 113L194 112V115H192ZM217 112H219L220 114L223 113L225 116H223V114L220 115ZM239 112H241V113H239ZM256 112H257V114H256ZM250 113H252V114L250 115ZM253 113H255V116H254ZM99 114H100V116H99ZM21 115H23V113ZM125 115H127V116H125ZM217 115H218V117H217ZM249 115L251 117H249ZM103 116L104 117L106 116V118L109 119V120L107 121L106 119L103 118ZM107 116H109V117H107ZM122 116L125 117L124 120H123L124 117L122 118ZM25 117H26V114H25L24 118ZM138 117H137V119H138ZM182 117H183V119H181ZM219 117L220 118L223 117V120H220ZM22 118H20L21 123L22 122L24 123L26 121V119H24V118L22 119ZM172 118H173V120H172ZM256 118H257V120H256ZM218 119L220 121H218ZM252 119H253V121L251 123V120ZM148 120L146 119L145 121L147 122ZM113 121H114V123H113ZM183 121H185L184 122L185 124L183 123ZM116 122H117V124H115ZM124 122H126V121H124ZM154 122H150L149 121V124H148L149 127L146 126L147 127V130H148V128H150V126ZM212 122H213V125H212ZM254 122H255V125H254ZM110 124H112V125H110ZM197 124L199 126H197ZM256 124H258V125L256 126ZM90 125H89V127H90ZM211 125H212V127H210ZM123 126L120 125L119 128H122ZM136 126H137V128H136ZM237 126H238V128H237L238 131H236V129H235ZM258 126L261 127L260 129H263V131L260 130ZM186 127H187L188 130L186 129ZM206 127H207V131L208 132L205 130ZM208 127H209V130H208ZM222 127L225 128V133H227V135L225 134V136L223 137L224 139L223 138L222 139H219V137L217 136V134L220 131H224V129ZM196 128H201V130H203V131L200 132V130L199 129L197 130ZM106 129H109V130H106ZM147 130L145 129V130H143V131L141 130V131L142 132H145ZM231 130H233V131H231ZM234 130H235V132H234ZM94 131H92V132L93 133H96ZM193 131H195V132H193ZM198 131H199V134L197 135ZM205 131L207 132L206 134H208V135H205L204 134L205 137H203V133ZM254 131L252 130V132H254ZM260 131L263 132V133H261ZM92 132H91V134H88L86 136V137H88V140H89V138L94 139V134H92ZM137 132L139 133V131H137ZM188 132H190L191 135L190 134H186ZM230 132H231V134H230ZM109 133H111V131H109ZM98 134L99 133H97V135ZM211 134L214 137L217 136L216 137V140H214L215 138L212 137ZM97 135H95V136H97ZM184 135H185V137H184ZM192 135L195 136L193 138L194 140H192ZM209 136H211V137L208 139ZM249 136H250V139H248ZM261 136H263V137H261ZM100 137H101V135H100ZM202 137H203V139L201 140ZM231 137H233V138H231ZM174 138L171 139V140H168L167 139L168 142H166L167 141L166 140L165 141V144L166 145L171 144V141H173V140L175 141ZM253 138H252V140H253V142H254L255 145L251 144L252 142L250 143V141H249L247 143H250L251 146L248 147V145H250V144H247V146L245 145L246 147H243L244 148V152H246V153L242 152L243 150L238 145L235 146V148H231V149H234V150H232L233 152H237L238 153L239 156H237V155L236 156L238 158H240V160L242 158L241 155H243V153H244V156H243L242 162H241V166L243 165L242 164L243 162L245 163V160H246V164H244V165H247V163L249 164V162H247L249 160V158L250 157H253L254 158L255 154H253L254 156H251L252 154L250 155L249 153L259 154V152L261 150V148L257 145V142H255V139H253ZM91 139L89 141H91ZM101 139H102V137H101ZM101 139L99 140V143L100 144L98 143L99 146H101V144H103V139L102 140ZM199 139L201 140V141H199V143L203 142V143H206V144H201V145H203L202 146L203 148H201V146H200V149H197V143H198V140ZM245 139H244V141L246 142L247 140H245ZM95 140H96V143H97L98 136L95 137ZM195 140H197V142ZM224 141L226 142V144H220V143H225ZM230 141H231V143H230ZM92 143L93 142L91 141L90 144H92ZM194 145L196 146V148H195ZM198 145H200V144H198ZM99 146H97V147H99ZM252 146L254 148H256V149H257V147H259L260 149L258 148L256 150ZM68 148H70V147L68 146ZM68 148H66V149H68ZM72 149H73V147H72ZM75 149L76 148H74L73 150H75ZM245 149H247V150H245ZM249 149H250V151L252 150V152H250ZM180 150H183V146L180 147ZM237 150H240L239 151L240 153ZM262 150L264 152V149H262ZM262 150H261L262 155H260V154L258 155V157H261L262 156L261 159H263V161L261 160L262 162L260 160H258L261 163H263V164H261V166L264 165V154H263ZM75 151H77V150H75ZM222 151H223L222 156H221V159L222 160H220V164H218L219 167L217 169L221 170L222 167L223 166L225 167L226 165L231 166L234 169L233 171L237 172V173H235V172L232 173L231 172L234 175L233 178H235V176H237V174L239 173V176H237V178L234 179V180H238L239 181L242 177L248 178L247 176H245L246 174L248 176H250L249 179H251V180L252 179H255V178L256 179L257 178L259 179V177L262 178V176H264V172H263L262 174L259 173L258 174L259 177H258L257 172H255L256 171V167L254 166V163L249 165L250 166L249 169L250 168L253 169V167H254L255 171L254 170L253 171L256 173V175H255V173L254 174H251L250 173L251 175H249V172L246 171V169H243L242 170V168L243 167L245 168V166L241 167V169L237 168L236 167L237 165H236L235 160H232V158L234 159L233 153L232 152H229L228 153V151H227V153H224V152H226L224 149ZM80 152H82V155L84 154L83 151H80ZM84 152H85V150H84ZM230 153H232V155ZM246 154H248L250 156L249 158L247 157L248 160L246 159ZM227 155H228V157H226ZM228 158H229V160L231 162L230 164L227 163V162H229V160L226 162V160ZM238 158H236V161L238 160V162H239L240 160ZM256 159H257V157H256ZM224 160H225L224 164L222 163L223 165H221V162H223ZM250 160L252 161L251 158H250ZM234 162H235V166H232V163H234ZM260 162H259V164H260ZM258 165L256 164L257 167H258ZM79 166L83 167V165H81V164H79ZM229 166H228V168H229ZM207 167H208V165H206L205 168L208 169L209 167L208 168ZM247 167H248V165H247ZM262 168L263 167H260V165H259L258 171H260L259 169H262ZM224 169L225 168H223L222 171H220V172L226 174L227 178H229L230 175H228V174H229V171L230 170L228 171V174H227L226 173L227 169H225V170ZM252 169H251V172H252ZM196 170L197 169H195V172H196ZM241 170L244 173H245V171L247 173L245 175H243V172L240 173ZM205 172H207L208 175H206ZM240 174H242V176ZM196 175H200V178L202 180V176H204V178H206L207 176H209V173H208V171H205V169H203V170H201L200 173L198 172V174H196ZM253 176H256V177L254 178ZM233 178H231V180ZM258 179H257V183H258ZM262 179H264V177ZM262 179L260 181V184L262 183V181L264 183V180H262ZM205 180H206V182H210V179H205ZM206 182H204V183H206ZM204 183L201 182L202 185H205ZM235 183H237V182H235ZM230 184L228 183L229 186H230ZM206 185H207V183H206ZM228 185H227V187H229ZM237 185H239V184H237ZM263 186H264V184H263ZM206 187H209V184ZM206 187H204V188H206ZM237 187L240 188L239 186H237ZM233 188H236V186L235 187L232 186V189ZM228 190L230 191V193H233L232 190H230V189H228ZM263 190H264V187H263ZM261 191H262V189L260 190V194L263 193V192L261 193ZM213 192H212V194H213ZM240 193H241V190L238 191V194H236L237 199H238V196H239ZM214 194L212 196H215ZM212 196H211L212 200L216 201L215 199H217V198L216 197H212ZM263 196L264 195H260L261 198L259 199V200H262V201H259V202H262V203H259L257 201L258 204H262V206L261 205L259 206V211L260 212L259 211H256V212L253 211L252 212L251 210H249V212H247V213H250L251 212V214H249V216H248V217H250L252 215L251 216V219L257 217V218H260V219L263 220V217H262V215L264 214V201H263ZM217 200H219V199H217ZM217 202L218 201H216L215 204H217ZM215 204H213V205H215ZM210 207H212V209L218 210L219 211L217 213L218 215H223L224 214V213H222L223 211L221 212V206H219V208H218V206H210ZM204 208H206V206ZM253 208H252V210H253ZM255 210H256V206H255ZM260 215H261V217H260ZM251 221H250V223H251ZM255 221H252L253 222V225L255 224L254 223ZM259 222H261V221H259ZM256 224H257L256 226L259 225L258 222ZM251 225H252V223H251ZM246 227L249 228L251 226H249V224H248V226H246ZM251 228H253V227H251ZM251 228H250V231L252 233L253 230H251ZM262 228H260V226H259V231L262 232V234L264 235V228L263 229ZM256 229H257V227H256ZM247 230H249V229H247ZM260 234L259 235L256 234L257 237L260 236ZM262 234H261V236H262ZM243 238H244V236H243ZM243 238H241L240 240H242ZM258 239H261V238L259 237ZM262 239H264V238H262ZM262 239H261V242H262ZM261 242L258 241V243L260 245V246L258 245L259 246L258 249H261L260 247H262L264 245V244H262L263 242L262 243ZM261 244H262V246H261ZM261 253L264 254V252H261ZM262 254H260L261 257L264 256ZM234 257L237 258L238 256L236 257V255H235ZM261 257H259V258L261 259ZM241 259L242 258L240 257V260ZM263 259H264V257H263ZM262 262H264V261H262Z\"/></svg>",
	"mask_w": 264,
	"mask_h": 264
}]
</instances>
